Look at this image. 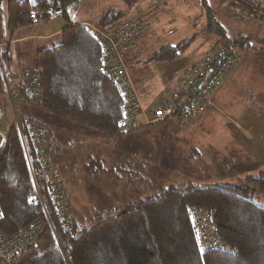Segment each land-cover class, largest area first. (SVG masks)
Listing matches in <instances>:
<instances>
[{
  "label": "trees",
  "instance_id": "obj_1",
  "mask_svg": "<svg viewBox=\"0 0 264 264\" xmlns=\"http://www.w3.org/2000/svg\"><path fill=\"white\" fill-rule=\"evenodd\" d=\"M51 1L63 9L67 26L55 43L36 53L34 67L41 72L43 91V102L38 107L48 117L59 116L85 129L114 137L140 129L122 127L121 99L111 79L102 72L95 39L81 24H73L66 14L81 0H6L4 8L0 0V44L4 41V29L12 37L28 25L31 14L50 9ZM119 1L122 9L110 5L96 17L88 15L89 25L102 31L111 30L144 0ZM224 1L231 9L251 15L257 10L264 11L263 0ZM199 2L201 17L206 23L205 33L221 38L219 42L237 44L241 52L252 40L264 47L263 39L226 40L225 30L212 8L206 0ZM194 39L195 36L175 45H163L152 58L159 62L175 60ZM0 62L7 70L10 68L9 46L0 47ZM27 120L48 129L50 144L47 123L39 115ZM20 124L23 126V122ZM48 151L50 157V147ZM103 162L89 158L84 169L89 176L107 175L116 181L133 172L129 184L139 186L146 182L136 170L131 172L126 168V163L104 168ZM33 173L36 174V164L32 147L27 137L11 125L5 138L0 140V233L12 237L33 226L41 228L35 243L12 264H264V207L236 189L190 181L171 184L159 188L158 193L108 209L109 215L104 218L99 219L103 215L99 211L91 218L96 223L87 229L80 230L73 218L71 231H67L59 226L53 213L45 183L33 177ZM242 183L264 193V166L257 175L245 178ZM192 207L214 212L219 235L237 249L235 256L216 251L199 254L188 218Z\"/></svg>",
  "mask_w": 264,
  "mask_h": 264
},
{
  "label": "rangeland",
  "instance_id": "obj_2",
  "mask_svg": "<svg viewBox=\"0 0 264 264\" xmlns=\"http://www.w3.org/2000/svg\"><path fill=\"white\" fill-rule=\"evenodd\" d=\"M199 1L144 0L131 12L152 6L156 10L155 21L142 38L144 54L135 56L138 61L127 67L129 79L141 101L159 100L192 62L221 40L203 31L206 23L201 17L203 11ZM206 1L223 26L226 40L245 37L264 40V11L257 10L251 15L231 9L224 0ZM110 5L123 8L119 0H81L66 14L75 24H90L88 15L96 17ZM30 26L36 27L32 43L48 48L57 40L53 33L62 31L67 22L64 18H50ZM6 36L13 40V35L10 37L4 29L3 40ZM193 36L195 39L189 48L177 59L159 62L152 58L161 46L175 45ZM255 42L252 40L242 51L239 72L230 86V99L223 97L220 102V96L218 104L212 102L207 113L190 124L178 126L167 120L117 137L92 129H77L75 123L62 129L71 145L69 149L60 148L54 153L55 164L64 182L71 214L80 230L95 224L97 220L91 218L99 211L103 213L99 219L104 218L109 215L108 209H117L137 198L158 193L161 187L184 181L225 185L264 207V193L242 183L245 178L257 175L264 166V47ZM9 101L8 95L1 91L3 127L10 129L15 125L26 136L20 122L35 118L36 112L57 131V116L48 117L38 106L23 102H15L14 111ZM89 158L101 159L104 168L126 163V168L131 172L136 170L146 182L139 186L129 184L133 172L121 181L107 175L89 176L84 169Z\"/></svg>",
  "mask_w": 264,
  "mask_h": 264
},
{
  "label": "built area",
  "instance_id": "obj_3",
  "mask_svg": "<svg viewBox=\"0 0 264 264\" xmlns=\"http://www.w3.org/2000/svg\"><path fill=\"white\" fill-rule=\"evenodd\" d=\"M1 1L4 8L6 0ZM51 4L46 12L31 14L28 24L36 25L45 19L63 18V9L52 1ZM154 7L134 11L108 31L82 24L94 37L99 48L102 72L111 79L120 96L122 127H145L165 120L178 126L190 124L212 106L217 90L241 61V50L237 44L218 42L203 57L186 68L184 74L164 91L157 104L143 106L129 79L127 67L135 56L145 52L142 38L155 21ZM13 45L14 41L6 36L0 47L9 46L12 49ZM12 55L14 57L13 49ZM4 81L9 89L16 88L14 93L9 94L11 102H23L35 107L42 105L41 72L38 68H14L5 76ZM3 121L4 112L0 108V140L9 131V127H3ZM23 127L36 164V174L33 173V177L40 178L45 183L47 198L54 215L62 228L71 231L73 216L63 191L62 179L49 160L48 129L27 119L23 121ZM20 135L22 136L21 133ZM214 217V212L203 208L192 207L188 210L197 251L199 254L216 251L235 256L237 249L221 238ZM40 234L39 226L30 227L12 237H4L0 233V263L12 264L35 243Z\"/></svg>",
  "mask_w": 264,
  "mask_h": 264
},
{
  "label": "crops",
  "instance_id": "obj_4",
  "mask_svg": "<svg viewBox=\"0 0 264 264\" xmlns=\"http://www.w3.org/2000/svg\"><path fill=\"white\" fill-rule=\"evenodd\" d=\"M73 24H75V23L73 22ZM34 27L35 26L31 27L28 24L24 28L19 29L13 33L12 38L14 41V45H13L14 57H12V63H11L10 68L7 70L5 67L2 66V64L0 62V76H1V78H0V93H1V91H3L5 94L8 95V98H9V94L11 95L12 93H14L16 91V88L9 89L7 87V85L5 84V81H4L5 76H7L9 74V72L14 68L22 69V68L34 67L35 66V56H36L37 51L46 48L45 46H39V45H35L34 43H32L33 39H35L34 34H33ZM60 33H61V29L57 30V32L53 33V35L55 34V37H57ZM32 53L34 54L33 57H32ZM241 55H242V52H241ZM138 59L139 58H137V59L134 58L133 60H131L129 62V67H130V65H132V63H134V61L137 62ZM241 60H242V57H241ZM240 64H241V61H240L239 65ZM239 65L231 71V73L228 75V77L225 80V82L223 83V85L217 90L212 102H215L218 104L220 96H221L220 102H221V99L223 97L226 99H230V95H231L230 86L232 84V81L234 79H236L237 71L239 72V67H240ZM158 101L159 100H157V101H153V100L152 101H143L142 100L144 106L157 104ZM9 102L12 104V108L15 111V102H17V101H14V102L9 101ZM17 103H19V102H17ZM43 113H45V112H43ZM205 113H207V112H205ZM33 116H37L36 112H34ZM50 117H53V116H50ZM73 125H76L77 129H85V127L79 126L77 124H73ZM49 127H50V131H51L50 132V144H49L50 159H51L52 164L57 169V166L55 164L56 154H54V153L57 152V150H59L60 148H62L63 151L66 149H69L68 148L69 146H67V145L65 146V143H70V141L65 139V137L63 136L62 129L64 127H72V124L68 120H62L61 117L57 116V131H54V129L51 126H49ZM56 141H57V143H56ZM55 147L57 149H55ZM52 150H53V153H51ZM59 162L60 161H59V153H58L57 154V163H59ZM57 171H58V169H57ZM62 184H63L64 191H65L63 179H62ZM65 194L67 196L66 191H65ZM67 199H68V202L70 205V201H69L68 196H67Z\"/></svg>",
  "mask_w": 264,
  "mask_h": 264
}]
</instances>
